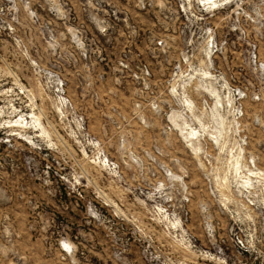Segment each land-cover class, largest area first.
<instances>
[{
  "label": "rangeland",
  "instance_id": "obj_1",
  "mask_svg": "<svg viewBox=\"0 0 264 264\" xmlns=\"http://www.w3.org/2000/svg\"><path fill=\"white\" fill-rule=\"evenodd\" d=\"M0 264H264V0H0Z\"/></svg>",
  "mask_w": 264,
  "mask_h": 264
}]
</instances>
